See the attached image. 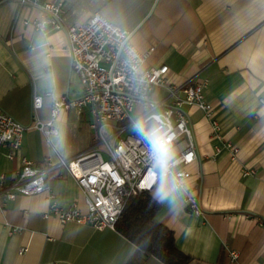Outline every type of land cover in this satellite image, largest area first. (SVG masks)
I'll return each instance as SVG.
<instances>
[{
	"label": "crops",
	"instance_id": "crops-1",
	"mask_svg": "<svg viewBox=\"0 0 264 264\" xmlns=\"http://www.w3.org/2000/svg\"><path fill=\"white\" fill-rule=\"evenodd\" d=\"M42 1L61 2L64 27L99 12L130 31L138 51L152 48L145 67L167 66L169 85L207 79L205 99L218 132L200 109L185 107L199 155L188 166L187 188L203 214L188 211L184 190L168 177L149 192L160 204L156 218L172 231L176 248L190 256L187 264H264V0ZM32 22H44L43 28ZM66 42L40 8L0 2V107L22 125L34 117L48 120L53 100L82 95ZM167 93L158 88L156 99ZM33 94L42 96L34 112ZM91 122L88 107L80 115L61 110L54 120L56 135L46 140L38 129H27L13 158L6 157L7 148L0 150L4 185L15 179L22 157L36 166L46 158L53 164L44 191L0 197V264H163L115 228L97 230L47 215L52 201L65 210L74 202L85 210L83 193L60 161L95 143ZM23 247L26 251L19 253ZM229 252L236 259L230 260Z\"/></svg>",
	"mask_w": 264,
	"mask_h": 264
},
{
	"label": "built area",
	"instance_id": "built-area-1",
	"mask_svg": "<svg viewBox=\"0 0 264 264\" xmlns=\"http://www.w3.org/2000/svg\"><path fill=\"white\" fill-rule=\"evenodd\" d=\"M3 1L6 0H0ZM14 1L19 6L40 8L46 22L65 33L70 68L78 75L83 93L75 99L63 96L53 100L50 118L41 121L34 117L28 126L0 107V150L7 148L6 157L13 158L27 129H38L46 140L56 135L54 120L61 110L75 109L80 115L88 107L92 116L90 128L99 137L97 143L73 159L60 161L84 195V212L75 202L65 210L52 201L47 215H54L60 222L89 223L97 230L114 229L130 196L149 193L161 179L168 177L173 178L175 188L184 190V205L188 211L203 214L196 194L187 188L191 176L188 166L198 161L199 155L185 107L200 109L213 133L218 132L214 110L205 99L207 79L169 85L165 78L166 65L145 67L152 48L144 53L138 51L131 42L132 33L99 12H93L84 23L64 27L60 18L61 2ZM32 24L42 29L44 22ZM161 87L168 93L159 100L156 91ZM41 105L42 96L33 94L32 111ZM153 128H162L169 140L171 155L166 163L158 158L147 135ZM236 151L232 149L231 157ZM52 165L48 158L43 160L42 166H36L22 157L11 184L4 185V174L0 172V197L11 200L16 195L29 196L44 191L45 174ZM49 199H53V195L49 194ZM19 251L25 252L26 247ZM236 257L235 252H229L230 260Z\"/></svg>",
	"mask_w": 264,
	"mask_h": 264
},
{
	"label": "trees",
	"instance_id": "trees-1",
	"mask_svg": "<svg viewBox=\"0 0 264 264\" xmlns=\"http://www.w3.org/2000/svg\"><path fill=\"white\" fill-rule=\"evenodd\" d=\"M160 204L149 193L130 196L119 215L115 229L139 251L163 264H187L190 256L175 246L173 233L156 218Z\"/></svg>",
	"mask_w": 264,
	"mask_h": 264
},
{
	"label": "clouds",
	"instance_id": "clouds-1",
	"mask_svg": "<svg viewBox=\"0 0 264 264\" xmlns=\"http://www.w3.org/2000/svg\"><path fill=\"white\" fill-rule=\"evenodd\" d=\"M147 135L151 138L153 146L157 150L158 158L161 162L166 163L170 158L171 149L169 145V140L166 138V135L162 128H153Z\"/></svg>",
	"mask_w": 264,
	"mask_h": 264
},
{
	"label": "rangeland",
	"instance_id": "rangeland-1",
	"mask_svg": "<svg viewBox=\"0 0 264 264\" xmlns=\"http://www.w3.org/2000/svg\"><path fill=\"white\" fill-rule=\"evenodd\" d=\"M92 131H93V140H94V142L95 143H97V140H98V136L96 135V133H95V131L92 129ZM107 130L106 129H104V132H106Z\"/></svg>",
	"mask_w": 264,
	"mask_h": 264
}]
</instances>
